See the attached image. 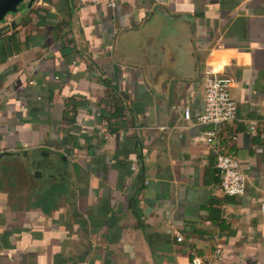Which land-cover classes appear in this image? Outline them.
<instances>
[{"label": "crops", "instance_id": "crops-1", "mask_svg": "<svg viewBox=\"0 0 264 264\" xmlns=\"http://www.w3.org/2000/svg\"><path fill=\"white\" fill-rule=\"evenodd\" d=\"M115 1L33 0L0 25V264H264V0ZM209 69L234 123L197 122Z\"/></svg>", "mask_w": 264, "mask_h": 264}, {"label": "built area", "instance_id": "built-area-1", "mask_svg": "<svg viewBox=\"0 0 264 264\" xmlns=\"http://www.w3.org/2000/svg\"><path fill=\"white\" fill-rule=\"evenodd\" d=\"M82 5H104L108 8H115V0H78ZM231 81L219 76L212 69L206 70L203 76V110L197 117V122L201 125L221 126L234 123L237 119V103L230 94ZM185 120H190V111L186 108L183 112ZM208 141L213 145L215 134L213 131L207 133ZM3 153L0 149V155ZM215 168L221 180L219 188L228 197L240 196L244 193L247 176L241 170L239 162L231 155L216 150ZM261 211L264 213V201L261 204ZM177 241H182L178 237ZM221 257V249L217 248L213 259L205 262L196 252H191V264H215V260Z\"/></svg>", "mask_w": 264, "mask_h": 264}, {"label": "trees", "instance_id": "trees-1", "mask_svg": "<svg viewBox=\"0 0 264 264\" xmlns=\"http://www.w3.org/2000/svg\"><path fill=\"white\" fill-rule=\"evenodd\" d=\"M30 11H31V9L28 10L26 12V14L21 18L20 23L16 24L13 27V30H15V31L11 34V36H9V39L12 38L13 40H15V35H17L16 29L19 26H27L29 24L30 18L28 16V14H29ZM4 33L5 32H2V34L1 33L0 34L3 35ZM67 106H69V105H67ZM73 115H74V113L72 114V116ZM122 119H123V106L119 102H115L114 111H112L110 114L108 113L106 115V117H105V122L104 123H105V125L107 127L108 133H111V134L116 133L118 131V129L120 128L121 124H122L121 123ZM117 122H119V123H117ZM114 123H116V124H114ZM257 135L260 136L261 133H258Z\"/></svg>", "mask_w": 264, "mask_h": 264}, {"label": "water", "instance_id": "water-1", "mask_svg": "<svg viewBox=\"0 0 264 264\" xmlns=\"http://www.w3.org/2000/svg\"><path fill=\"white\" fill-rule=\"evenodd\" d=\"M33 3V0L25 2V0H0V25L6 22L8 16H15L18 13L24 12L29 9ZM23 7V8H22ZM5 27H0V33Z\"/></svg>", "mask_w": 264, "mask_h": 264}, {"label": "rangeland", "instance_id": "rangeland-1", "mask_svg": "<svg viewBox=\"0 0 264 264\" xmlns=\"http://www.w3.org/2000/svg\"><path fill=\"white\" fill-rule=\"evenodd\" d=\"M28 1H29V0H25V2H28ZM6 19H7V21H9L10 17L8 16Z\"/></svg>", "mask_w": 264, "mask_h": 264}]
</instances>
